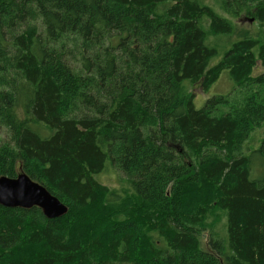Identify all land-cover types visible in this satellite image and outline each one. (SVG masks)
I'll return each mask as SVG.
<instances>
[{"label":"trees","instance_id":"1","mask_svg":"<svg viewBox=\"0 0 264 264\" xmlns=\"http://www.w3.org/2000/svg\"><path fill=\"white\" fill-rule=\"evenodd\" d=\"M217 2L259 31L212 65L237 29L205 0H0V177L69 208L0 206V264H264V0Z\"/></svg>","mask_w":264,"mask_h":264},{"label":"rangeland","instance_id":"2","mask_svg":"<svg viewBox=\"0 0 264 264\" xmlns=\"http://www.w3.org/2000/svg\"><path fill=\"white\" fill-rule=\"evenodd\" d=\"M205 3L210 5L214 10L223 15L226 16L227 19L232 20L234 24L236 25L237 32L234 34L233 40L229 41L226 37H222L221 39H218L216 37H213L210 40V44L217 47L218 49V56L215 57L212 60V65H216L225 55L226 51H228L231 48V42L233 43L235 41V38L238 39L240 38L241 35L245 31H250L252 34H255L259 31L258 24L255 23L254 20L251 18L246 17L245 15H242L238 18L232 19L230 16L224 14L221 10L220 7L218 6L217 0H205ZM208 27V25H206ZM238 27V28H237ZM258 48H256V51ZM263 71L261 67V63H257V67L254 69V76L259 75ZM186 86H189V81L185 82ZM234 82L230 79L229 72L225 71L219 80L212 85L210 88L209 92L205 93L203 89L201 88L200 85H196V87L193 88L192 93H194V104L197 109H201L204 107L206 102L218 95H228L232 93L234 95L233 89H234ZM191 88V87H190ZM3 132V131H2ZM0 133V141L7 142L9 140L7 134L5 132ZM264 138V125L256 130V132L253 135V139L248 142V146L257 147L261 141V139ZM109 162L107 164V168L109 167ZM261 171V168H258ZM95 179L108 186L111 189H118L121 188L125 185H127V177L124 175L121 171H119L117 168L112 167L109 168L108 172H104L102 174H98L95 176ZM224 224V222H223ZM207 236H204V246L206 247V238Z\"/></svg>","mask_w":264,"mask_h":264},{"label":"water","instance_id":"3","mask_svg":"<svg viewBox=\"0 0 264 264\" xmlns=\"http://www.w3.org/2000/svg\"><path fill=\"white\" fill-rule=\"evenodd\" d=\"M0 206L20 209L37 207L48 219L61 218L69 211L67 205L24 172L15 178L0 177Z\"/></svg>","mask_w":264,"mask_h":264},{"label":"bare ground","instance_id":"4","mask_svg":"<svg viewBox=\"0 0 264 264\" xmlns=\"http://www.w3.org/2000/svg\"><path fill=\"white\" fill-rule=\"evenodd\" d=\"M12 209V208H11ZM43 213V212H42Z\"/></svg>","mask_w":264,"mask_h":264}]
</instances>
